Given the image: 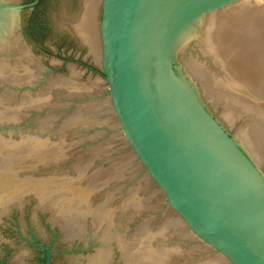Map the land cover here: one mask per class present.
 I'll return each instance as SVG.
<instances>
[{
  "label": "water",
  "instance_id": "95a60500",
  "mask_svg": "<svg viewBox=\"0 0 264 264\" xmlns=\"http://www.w3.org/2000/svg\"><path fill=\"white\" fill-rule=\"evenodd\" d=\"M78 1L0 0V227L264 264V0Z\"/></svg>",
  "mask_w": 264,
  "mask_h": 264
},
{
  "label": "flooded vegetation",
  "instance_id": "af4514ba",
  "mask_svg": "<svg viewBox=\"0 0 264 264\" xmlns=\"http://www.w3.org/2000/svg\"><path fill=\"white\" fill-rule=\"evenodd\" d=\"M35 1V0H32V2ZM38 0H36L37 2ZM81 1V0H80ZM80 1H78V7L80 9ZM79 69H86L84 71V73L88 72V74H90L91 76L93 75V72L95 71L94 68H93V64L90 62V61H77V65L75 66Z\"/></svg>",
  "mask_w": 264,
  "mask_h": 264
}]
</instances>
